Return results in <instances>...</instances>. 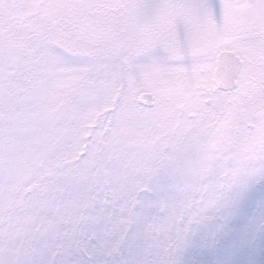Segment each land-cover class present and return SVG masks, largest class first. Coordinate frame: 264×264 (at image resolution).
Segmentation results:
<instances>
[{"label": "snow or ice", "instance_id": "snow-or-ice-1", "mask_svg": "<svg viewBox=\"0 0 264 264\" xmlns=\"http://www.w3.org/2000/svg\"><path fill=\"white\" fill-rule=\"evenodd\" d=\"M261 250L264 0H0V264Z\"/></svg>", "mask_w": 264, "mask_h": 264}, {"label": "rangeland", "instance_id": "rangeland-1", "mask_svg": "<svg viewBox=\"0 0 264 264\" xmlns=\"http://www.w3.org/2000/svg\"><path fill=\"white\" fill-rule=\"evenodd\" d=\"M247 209H245L244 215H246ZM244 215H242L240 218H238L235 228L239 230L243 225V219ZM204 260H210L212 257L210 256H203L201 257ZM237 264H247L248 261H251L252 264H264V250L258 251L256 254L248 256V255H242L240 257L236 258Z\"/></svg>", "mask_w": 264, "mask_h": 264}]
</instances>
